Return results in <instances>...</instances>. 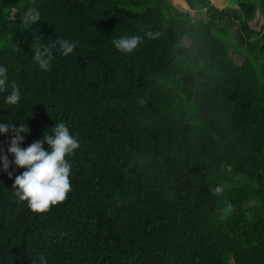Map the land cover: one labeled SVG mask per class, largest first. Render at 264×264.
Segmentation results:
<instances>
[{
    "label": "trees",
    "instance_id": "trees-1",
    "mask_svg": "<svg viewBox=\"0 0 264 264\" xmlns=\"http://www.w3.org/2000/svg\"><path fill=\"white\" fill-rule=\"evenodd\" d=\"M30 7L40 21L24 25ZM263 7L0 0V124L29 129L22 148L59 122L80 144L67 157L72 191L38 215L15 195L26 171L7 151L15 133H0L10 162L4 171L0 160V264H264ZM134 35L142 43L133 53L115 48ZM58 39L77 47L64 56L57 46L40 69L31 46ZM13 85L14 106L5 103Z\"/></svg>",
    "mask_w": 264,
    "mask_h": 264
},
{
    "label": "clouds",
    "instance_id": "clouds-1",
    "mask_svg": "<svg viewBox=\"0 0 264 264\" xmlns=\"http://www.w3.org/2000/svg\"><path fill=\"white\" fill-rule=\"evenodd\" d=\"M40 21V12L35 7H30L24 13L22 23L34 25ZM150 39L158 38L161 33L148 31L145 34ZM142 43L140 36L121 37L113 40L117 50L122 53H133L138 45ZM59 46V51L67 56L73 53L77 47L76 42L65 39H58L54 43L44 46L38 42L31 46L33 51L32 59L39 65L40 69L48 71L51 62L54 60L53 50ZM7 68L0 67V92L7 90ZM20 90L16 85L12 86L11 93L6 96L5 103L17 105L20 101ZM9 130L15 133L14 138L8 147V153L14 156V164L18 168H24L21 175L15 177V195L21 202H25L29 210L41 215L49 212L53 207L66 201L71 187V164L67 157L71 156L80 147L78 138L74 137L68 127L62 123H56L51 134L45 133L42 140L30 144L27 148L20 147L23 142L21 133H27L25 126L21 124L15 128L14 124H0V133L7 134ZM48 145L45 150L43 145ZM2 151V150H0ZM3 163V170L8 171L10 162L8 156L0 157ZM11 177V173H9ZM226 185L221 184L212 189L214 195H221L226 190ZM233 205L228 203L223 209L225 215L231 213ZM40 264H47L46 257H40Z\"/></svg>",
    "mask_w": 264,
    "mask_h": 264
},
{
    "label": "rangeland",
    "instance_id": "rangeland-1",
    "mask_svg": "<svg viewBox=\"0 0 264 264\" xmlns=\"http://www.w3.org/2000/svg\"><path fill=\"white\" fill-rule=\"evenodd\" d=\"M260 1V0H259ZM263 2H264V0H263ZM264 8V7H263ZM236 32V31H235ZM232 39H233V41L234 42H238L237 41V39L234 37V36H232ZM189 43V39H185V44H188ZM251 46V47H250ZM227 47H228V49H229V51H230V53L232 54L233 53V49L235 48V47H233V46H231V45H227ZM256 45L255 44H252V45H249V46H247L246 47V49H244V50H246L247 52L249 51V50H252V51H254L255 49H256ZM242 50V49H241ZM252 51H249V52H252ZM235 56V55H234ZM233 56V57H234ZM258 62H256V66H259L260 67V61H261V58L260 57H258Z\"/></svg>",
    "mask_w": 264,
    "mask_h": 264
}]
</instances>
